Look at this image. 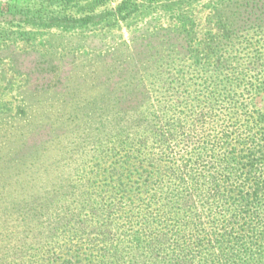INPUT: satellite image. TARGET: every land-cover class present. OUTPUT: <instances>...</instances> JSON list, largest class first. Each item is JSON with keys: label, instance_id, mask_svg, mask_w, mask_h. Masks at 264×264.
Segmentation results:
<instances>
[{"label": "trees", "instance_id": "obj_1", "mask_svg": "<svg viewBox=\"0 0 264 264\" xmlns=\"http://www.w3.org/2000/svg\"><path fill=\"white\" fill-rule=\"evenodd\" d=\"M195 57L154 87L143 75L105 80L104 131L93 127L64 159L30 156L27 169L40 175L0 189V264H264L258 66L215 58L207 71ZM36 127L12 136L25 141Z\"/></svg>", "mask_w": 264, "mask_h": 264}, {"label": "rangeland", "instance_id": "obj_2", "mask_svg": "<svg viewBox=\"0 0 264 264\" xmlns=\"http://www.w3.org/2000/svg\"><path fill=\"white\" fill-rule=\"evenodd\" d=\"M122 2L126 8L117 12ZM92 14L103 20L60 19ZM190 49L197 64L255 63L254 104L264 109V0H0V189L40 175L27 169L36 152L61 160L93 127L104 131L105 80L112 85L143 75L154 87L159 77L176 75L173 67L193 63ZM136 66L146 72H132ZM50 77L58 82L48 88ZM36 124L25 141L12 136L15 127L24 133Z\"/></svg>", "mask_w": 264, "mask_h": 264}]
</instances>
